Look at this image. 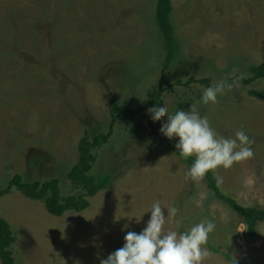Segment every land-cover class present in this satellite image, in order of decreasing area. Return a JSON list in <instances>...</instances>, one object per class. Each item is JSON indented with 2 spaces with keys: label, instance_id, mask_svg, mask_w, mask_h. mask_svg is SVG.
Returning a JSON list of instances; mask_svg holds the SVG:
<instances>
[{
  "label": "rangeland",
  "instance_id": "obj_1",
  "mask_svg": "<svg viewBox=\"0 0 264 264\" xmlns=\"http://www.w3.org/2000/svg\"><path fill=\"white\" fill-rule=\"evenodd\" d=\"M171 2L179 52L161 74L156 0H0V188L20 174L56 177L61 195L74 193L66 174L79 139L108 131L113 104L140 109L132 120L119 119L96 151L90 173L112 177L86 209L54 216L16 189L0 197V218L15 236L14 264H100L123 246L126 232L146 227L157 201L165 213L177 209L175 218L166 217L165 234L204 220L216 225L207 243L219 252L205 245L202 264H264V221L248 238L244 222L203 178L186 177L189 168L159 145L167 117L153 122L144 108L162 77L169 113L196 104L220 136L234 138L243 128L253 156L212 172L222 192L264 208V78L235 83L207 105L203 84H185L190 77L213 85L249 76L264 60V0Z\"/></svg>",
  "mask_w": 264,
  "mask_h": 264
},
{
  "label": "clouds",
  "instance_id": "obj_2",
  "mask_svg": "<svg viewBox=\"0 0 264 264\" xmlns=\"http://www.w3.org/2000/svg\"><path fill=\"white\" fill-rule=\"evenodd\" d=\"M225 87L224 81L208 86L203 90L201 102L205 105L218 103V96L223 94ZM147 111L153 122L167 117L159 131L170 141L176 140L175 149L180 157L185 160L195 157L185 173L186 177L203 178L218 167L229 169L235 162L253 156V141L243 128L236 131L234 138L220 136L211 126L209 118L200 114L196 104L190 105L188 111L177 110L174 114L169 113L167 106L157 105ZM217 182H221V178ZM150 213L146 227L139 233L126 232L123 246L106 259H101L100 264H202L209 256L204 246L216 227L212 221H201L184 233L170 230L165 234L166 217L175 218L177 209L167 208L165 213V208L157 201L153 203ZM135 219L139 223L142 217Z\"/></svg>",
  "mask_w": 264,
  "mask_h": 264
},
{
  "label": "trees",
  "instance_id": "obj_3",
  "mask_svg": "<svg viewBox=\"0 0 264 264\" xmlns=\"http://www.w3.org/2000/svg\"><path fill=\"white\" fill-rule=\"evenodd\" d=\"M172 2L171 0H156L155 14L159 32L163 38V46L165 49L164 61L162 63L163 74L172 65L177 53L179 52V43L176 40L174 27L171 22ZM264 78V60L249 68V76L233 75L226 77L223 81L226 84L225 90L229 89L227 85L235 83L248 85L256 79ZM190 82H198L206 88L210 84L209 78H194L190 77L185 84ZM177 83H180L177 81ZM166 88L162 87V77L158 85L151 91V96L144 105L145 109L153 106H162L163 94ZM251 95H257L255 91H250ZM140 109H132L124 104H113L109 109L110 122L107 132H93L91 135L85 133L78 141L77 145V161L66 174L74 193L61 195L59 187V179L56 177L48 179L24 180L20 174H14L7 182L4 188H0V197L8 194L12 189L18 190L22 195L33 200L41 201L49 214L61 216L66 211H82L89 205V198L93 197L100 190L104 189L110 182L112 174L109 172L101 173L97 176L91 174V169L96 161V151L106 144L113 132L114 124L119 119L132 120ZM174 152L178 160L191 167L195 157H190L187 160L180 157L178 150L175 149L173 140L164 139L159 142ZM203 180L207 189L213 196L227 204L228 207L244 222L245 232L248 238H255L258 224L264 221V208L243 205L234 198L222 192L219 183L212 171H209ZM186 230L179 229V233H184ZM15 242V236L10 228V224L3 218H0V264H14V256L12 245ZM209 249L217 253L216 248L210 244H206ZM230 262L235 263L231 256L222 252Z\"/></svg>",
  "mask_w": 264,
  "mask_h": 264
}]
</instances>
